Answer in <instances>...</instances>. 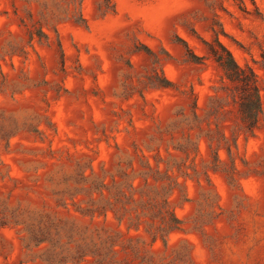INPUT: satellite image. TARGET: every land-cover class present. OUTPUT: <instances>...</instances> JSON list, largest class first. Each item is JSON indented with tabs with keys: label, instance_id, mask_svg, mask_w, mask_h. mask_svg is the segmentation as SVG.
I'll return each mask as SVG.
<instances>
[{
	"label": "rangeland",
	"instance_id": "obj_1",
	"mask_svg": "<svg viewBox=\"0 0 264 264\" xmlns=\"http://www.w3.org/2000/svg\"><path fill=\"white\" fill-rule=\"evenodd\" d=\"M242 1L0 0V264H264V0ZM218 25L262 111L216 160L221 71L179 39L204 56Z\"/></svg>",
	"mask_w": 264,
	"mask_h": 264
},
{
	"label": "trees",
	"instance_id": "obj_2",
	"mask_svg": "<svg viewBox=\"0 0 264 264\" xmlns=\"http://www.w3.org/2000/svg\"><path fill=\"white\" fill-rule=\"evenodd\" d=\"M240 6L243 5L242 0H234ZM219 30L213 29L212 40L202 39L206 54L204 56L196 54L188 45V43L179 39L183 44L186 58L188 61L195 64H204L206 59H211L221 71V86L217 90L222 92L221 96H216L209 106L206 116V122L209 127L204 134L208 142V147L218 159V150L224 148L230 156L232 148L236 149L238 145V137L242 134L245 138L252 136L258 125L259 116L262 111L260 89L258 84V77L254 69L250 65L240 66L232 52L220 41L219 34L222 33L221 26ZM260 66L264 69V51L261 52ZM159 81L160 86L170 87L172 82L162 75ZM197 103H193L194 117L196 115ZM231 114L232 117H228ZM231 121L234 126L231 129L230 140L226 139L225 133L222 131L220 125L223 121ZM211 123L215 125V130L210 128ZM216 142V147L213 148V143ZM191 151L195 154L198 153L199 148L197 144H191ZM186 155L190 154L187 147H182ZM159 213L167 214L169 218L170 228L178 223V219L172 210L168 209L166 201L158 209ZM91 212V211H90ZM103 214V213H100ZM90 216L93 217L94 213L91 212ZM121 219L118 218V221ZM156 235L154 236V239ZM42 239L40 242H43ZM110 246L113 248L115 243L110 241ZM96 250L82 249L78 253L77 259H81L87 255H96Z\"/></svg>",
	"mask_w": 264,
	"mask_h": 264
}]
</instances>
